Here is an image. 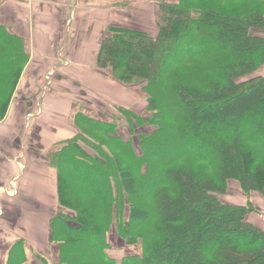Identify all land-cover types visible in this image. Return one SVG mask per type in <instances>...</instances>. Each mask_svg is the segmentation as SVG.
Here are the masks:
<instances>
[{
    "label": "trees",
    "instance_id": "obj_1",
    "mask_svg": "<svg viewBox=\"0 0 264 264\" xmlns=\"http://www.w3.org/2000/svg\"><path fill=\"white\" fill-rule=\"evenodd\" d=\"M156 25L109 29L96 59L142 85L148 115L117 110L131 132L149 130L135 142L80 113L78 134L49 156L62 210L50 222L56 264H264V229L247 219L262 213L220 198L235 183L264 199V76L253 75L264 0L162 2ZM27 59L0 26V121Z\"/></svg>",
    "mask_w": 264,
    "mask_h": 264
},
{
    "label": "crops",
    "instance_id": "obj_2",
    "mask_svg": "<svg viewBox=\"0 0 264 264\" xmlns=\"http://www.w3.org/2000/svg\"><path fill=\"white\" fill-rule=\"evenodd\" d=\"M176 0H0V26L22 39L28 59L0 121V264L57 263L51 219L60 210L50 154L75 137L82 113L108 119L118 108L143 112L141 84H124L98 68L111 28L157 31L158 5ZM253 75L264 76V65ZM240 191L232 183L229 192ZM244 194V193H243ZM252 198V196H251ZM262 213V212H261ZM247 219L264 229L262 214Z\"/></svg>",
    "mask_w": 264,
    "mask_h": 264
},
{
    "label": "rangeland",
    "instance_id": "obj_3",
    "mask_svg": "<svg viewBox=\"0 0 264 264\" xmlns=\"http://www.w3.org/2000/svg\"><path fill=\"white\" fill-rule=\"evenodd\" d=\"M253 32L255 33L256 31H253ZM113 112H115V113L111 114L112 116H109L108 119H102V120L117 122L118 123V131L121 134L120 136H122L124 139L130 138L136 142V141H138V138L135 137L137 133L145 131V130H149V128H142V129H137L136 131L132 130V132H131V127L128 124V121L126 120L125 116H123L121 113H119L118 110H116V111L113 110ZM140 113L144 114L145 117L148 115V112H146L145 110H143V112H140ZM78 120H79L80 126L84 127L86 119L79 118ZM84 147L86 148L87 145L86 146L84 145ZM86 149L89 150L88 148H86ZM225 195H227V193ZM225 195H223V196H225ZM223 196H221L220 198L222 199ZM228 196H229V199L236 200V201L240 200L241 198H244V201H246V200H248V197H249L247 194H243L240 191L238 192L234 189L229 192ZM251 196H252V198H251ZM251 196H250L251 201H249V200L248 201L256 209L255 211L262 212V219L264 220V199H263V197H261V195H259L256 192H254ZM118 250L119 249H114L113 254L114 255L120 254V252ZM191 260L196 262V259L193 257H191ZM50 264H53V263H50Z\"/></svg>",
    "mask_w": 264,
    "mask_h": 264
}]
</instances>
